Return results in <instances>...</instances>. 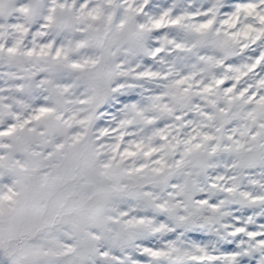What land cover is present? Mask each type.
<instances>
[{
	"label": "snow or ice",
	"instance_id": "obj_1",
	"mask_svg": "<svg viewBox=\"0 0 264 264\" xmlns=\"http://www.w3.org/2000/svg\"><path fill=\"white\" fill-rule=\"evenodd\" d=\"M0 264H264V0H0Z\"/></svg>",
	"mask_w": 264,
	"mask_h": 264
}]
</instances>
